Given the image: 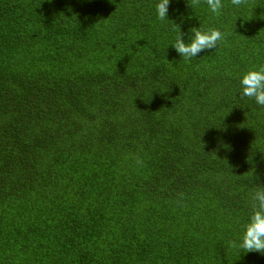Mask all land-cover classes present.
<instances>
[{"label":"trees","instance_id":"1","mask_svg":"<svg viewBox=\"0 0 264 264\" xmlns=\"http://www.w3.org/2000/svg\"><path fill=\"white\" fill-rule=\"evenodd\" d=\"M222 2L0 0V264H264L228 247L264 186V0ZM177 25L228 35L185 62Z\"/></svg>","mask_w":264,"mask_h":264},{"label":"clouds","instance_id":"2","mask_svg":"<svg viewBox=\"0 0 264 264\" xmlns=\"http://www.w3.org/2000/svg\"><path fill=\"white\" fill-rule=\"evenodd\" d=\"M209 10L216 16L221 15L224 7L222 0H204ZM248 0H231V4L237 8L246 5ZM189 7L194 8L200 5L201 0H188ZM170 0H158L155 5L157 19L164 21L168 19V9ZM177 35L171 44L175 51L185 62L191 61L201 52L216 49L218 44L224 42L227 33L213 27L206 30L202 28H192L194 34L190 37V42H185L180 27L177 25ZM174 29V30H177ZM241 98L254 99L258 106L264 107V66L259 69L248 70L240 79ZM136 162L143 165V160L137 156ZM183 194H181L182 197ZM251 215L247 223L243 225V234L240 242L228 241V247L242 250L244 253L258 252L264 254V186H258L251 193Z\"/></svg>","mask_w":264,"mask_h":264}]
</instances>
